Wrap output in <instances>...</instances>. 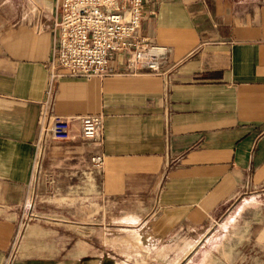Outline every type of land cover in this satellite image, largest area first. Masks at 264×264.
<instances>
[{
	"label": "crops",
	"instance_id": "crops-1",
	"mask_svg": "<svg viewBox=\"0 0 264 264\" xmlns=\"http://www.w3.org/2000/svg\"><path fill=\"white\" fill-rule=\"evenodd\" d=\"M35 1L0 0V264H108L90 245L94 228L106 243L113 229L137 234L177 264L227 250L230 264H264V0H144L136 34L163 52L159 71L130 68L124 50L104 77L54 81V113L71 135L47 139L53 184L40 190L45 220L20 236L35 243L26 248L19 205L55 33L54 0ZM91 115L102 123L89 140Z\"/></svg>",
	"mask_w": 264,
	"mask_h": 264
},
{
	"label": "built area",
	"instance_id": "built-area-1",
	"mask_svg": "<svg viewBox=\"0 0 264 264\" xmlns=\"http://www.w3.org/2000/svg\"><path fill=\"white\" fill-rule=\"evenodd\" d=\"M144 0H54L52 5V25L54 26L52 61L50 78L45 91L43 122L40 135L34 144V155L30 181L34 184L33 202L25 190L21 203V221L41 218L36 211L38 188L41 179L51 185L52 177L44 168L47 139L66 140L70 137V118L54 113L53 83L62 76H83L86 79L104 77L110 69V59L114 52L129 50L130 68L146 67L159 71L157 58L163 55L158 47L147 46L136 32L141 26ZM39 18L36 19L37 31L43 29L42 11L35 8ZM41 17V18H40ZM101 116L83 117L81 121L82 136L85 139H96L100 134ZM103 156L93 155L90 158L93 168H100ZM42 173V174H41ZM27 185V186H28ZM28 194V195H27ZM33 204V205H32Z\"/></svg>",
	"mask_w": 264,
	"mask_h": 264
},
{
	"label": "rangeland",
	"instance_id": "rangeland-1",
	"mask_svg": "<svg viewBox=\"0 0 264 264\" xmlns=\"http://www.w3.org/2000/svg\"><path fill=\"white\" fill-rule=\"evenodd\" d=\"M35 5H36V1L35 0H31ZM45 161V159H44ZM43 161V162H44ZM44 168H45V162H44ZM42 174V173H41ZM36 180H32V182L30 183V185H28L26 187V189L28 190V196L31 198V203L33 202V192H34V184H35ZM41 188H43L45 191H48L49 189V184L47 182L46 179H41V182L38 186V188H35V193L38 194V199L36 201V211L38 212V216L42 217V218H34L31 220H24V226L21 227L19 225V231L17 233L18 235V239H20V244L21 246L23 244H25V240H21L20 236L21 234L24 233V230L27 227H30V225L33 224H37L38 222L41 223V221L46 218L45 215H41L40 211H39V205L42 204V200L40 202L41 199V193L40 190ZM48 199L47 200H43V203H45L46 205H48ZM33 205V204H32ZM20 210L22 209V205H19ZM45 220V219H44ZM21 221V211L18 217V223L19 224ZM110 231V228H109ZM40 234H42V232H39ZM87 234L90 235V237H93L92 239H96L97 240L94 242V244H90L93 246L94 250L99 251V253H101L103 251L109 253V259H108V264H177L176 259L179 255H167L164 253L163 249H160L159 247H156L155 245H148L147 241H144L143 239H140L139 235L137 234H130V235H125L122 238H117L116 236V232L113 229L112 231L109 232V238L107 243L106 242H100L99 237V228H94V229H90L87 230ZM37 236V235H36ZM35 237V234H34ZM33 237V238H34ZM32 240V239H31ZM34 240V239H33ZM35 243H28L24 246L27 247H34ZM88 244V246H90ZM159 245V244H158ZM22 246V247H24ZM222 255L223 257L220 256L219 253L215 252V253H210L211 257L210 260H208V264H218L219 263V259H222V264H230L229 263V258H230V252L229 250L222 251ZM216 254V255H214ZM106 256V254H105ZM107 257V256H106ZM172 258L174 259V261H172ZM219 258V259H218ZM224 258H226L224 260ZM200 257L199 259L194 258L191 262H189L188 264H196L198 263V261H200ZM218 260V261H217ZM201 262V261H200ZM245 262V260H244Z\"/></svg>",
	"mask_w": 264,
	"mask_h": 264
}]
</instances>
